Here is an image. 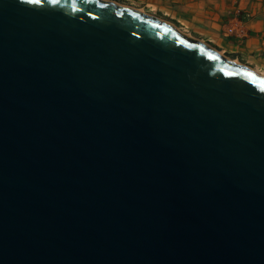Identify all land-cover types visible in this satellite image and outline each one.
Listing matches in <instances>:
<instances>
[{"label": "water", "instance_id": "water-1", "mask_svg": "<svg viewBox=\"0 0 264 264\" xmlns=\"http://www.w3.org/2000/svg\"><path fill=\"white\" fill-rule=\"evenodd\" d=\"M0 264H264V76L108 0H0Z\"/></svg>", "mask_w": 264, "mask_h": 264}, {"label": "crops", "instance_id": "crops-1", "mask_svg": "<svg viewBox=\"0 0 264 264\" xmlns=\"http://www.w3.org/2000/svg\"><path fill=\"white\" fill-rule=\"evenodd\" d=\"M160 15L181 24L190 33L253 69L264 70V0H149ZM242 12L236 24L245 38L224 35L231 15ZM186 32V31H185ZM192 35V36H193Z\"/></svg>", "mask_w": 264, "mask_h": 264}, {"label": "rangeland", "instance_id": "rangeland-1", "mask_svg": "<svg viewBox=\"0 0 264 264\" xmlns=\"http://www.w3.org/2000/svg\"><path fill=\"white\" fill-rule=\"evenodd\" d=\"M108 1L115 2V3L119 4V5L129 6V7H132V8H134V9H136V10H139V11H141V12H145L146 14H149V15L155 16V17H157V18H159V19H161V20H163V21L169 22V23L173 24L175 27H177V28H179V29H182L183 31H186V32L188 33V31L184 28L183 25L176 23V21H174V20H172V19H170V18H168V17H165V16H163V15H160V14H159L154 8H152V6L149 4V3H150L149 0H108ZM242 16H243L242 12H239L237 17H242ZM234 17H236V16H235V15H231L230 18H229V20L232 19V18H234ZM189 34H190V33H189ZM192 35H193V34H192ZM192 35H191V36H192ZM192 37H194L195 39H199L197 36H194V35H193ZM228 38H231V37H228ZM199 40H201V39H199ZM201 41H203V40H201ZM203 42H204V41H203ZM204 43L210 45V44L207 43V42H204ZM210 46L213 47L212 45H210ZM213 48H215V47H213ZM215 49H216V48H215ZM216 50H217V49H216ZM218 51H219V50H218ZM220 53H221V52H220ZM223 55L226 56L227 58L233 60L234 62H238V61H235V59H233L232 57H230L228 54H224V53H223ZM239 63H240V64H244V63H242V62H239ZM244 65H245V64H244ZM246 66H248V65H246ZM249 67H250V66H249ZM252 69H253V68H252ZM253 70H255V69H253Z\"/></svg>", "mask_w": 264, "mask_h": 264}, {"label": "built area", "instance_id": "built-area-1", "mask_svg": "<svg viewBox=\"0 0 264 264\" xmlns=\"http://www.w3.org/2000/svg\"><path fill=\"white\" fill-rule=\"evenodd\" d=\"M243 22V18L240 17H234L232 19H230V21L225 25V29H224V35L226 37H241V38H245V33L244 31H240L237 29L236 24L239 25Z\"/></svg>", "mask_w": 264, "mask_h": 264}, {"label": "bare ground", "instance_id": "bare-ground-1", "mask_svg": "<svg viewBox=\"0 0 264 264\" xmlns=\"http://www.w3.org/2000/svg\"><path fill=\"white\" fill-rule=\"evenodd\" d=\"M115 3V2H114ZM117 4V3H116ZM124 6V5H123ZM129 7V6H128ZM132 8V7H131ZM145 13V12H144ZM180 32H182L183 34H185V35H187V36H189V37H192L189 33H187V32H185V31H183L182 29H179V28H177ZM194 38V37H193ZM221 54H223V53H221ZM231 60V59H230ZM235 63H239V62H235ZM255 72H257L259 75H262V76H264V70H260L259 68H257V69H255L254 70Z\"/></svg>", "mask_w": 264, "mask_h": 264}]
</instances>
